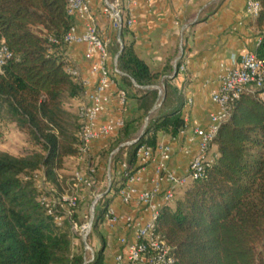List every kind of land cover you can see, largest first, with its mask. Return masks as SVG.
<instances>
[{"label": "trees", "instance_id": "1", "mask_svg": "<svg viewBox=\"0 0 264 264\" xmlns=\"http://www.w3.org/2000/svg\"><path fill=\"white\" fill-rule=\"evenodd\" d=\"M257 1L261 9L255 26L261 41L256 53L264 62V0ZM75 19L68 0H0V41L13 53L0 72V133L4 123H14L40 145V150L21 155L0 152V264H83L82 250L72 251L69 220L57 224L39 201L42 190L37 186L42 180L59 189L65 158L78 159L81 153V121L70 105L82 100L83 86L81 76L67 71L76 65L67 61L64 42ZM130 29L121 31L118 66L126 75L119 77L118 87L127 101L129 86L139 92L138 110L146 114L158 95L146 86L162 81L165 99L150 115L143 135L136 134L135 119H126L109 137L116 135L113 148L138 138L115 153V161L129 167L135 166L141 145L155 148L159 133L175 138L185 125L179 89L171 83L175 70L166 75L152 70L126 40ZM210 152L214 158L204 176L190 181L174 206L161 208L156 230L176 264H264V103L258 91H244L231 103ZM137 168L121 171L120 181L101 198L93 228ZM73 219L77 221L75 212ZM102 242L93 264H105Z\"/></svg>", "mask_w": 264, "mask_h": 264}, {"label": "built area", "instance_id": "2", "mask_svg": "<svg viewBox=\"0 0 264 264\" xmlns=\"http://www.w3.org/2000/svg\"><path fill=\"white\" fill-rule=\"evenodd\" d=\"M245 3L248 17L255 20L261 9L260 3L257 0H245ZM136 5L137 0H104V12L114 23L117 30V42L120 46L122 45V28L124 26L132 28L135 23L131 10ZM68 11L76 19L82 21L83 29L80 31L76 23L72 25L64 36V42L67 45L83 44L84 58L90 61L86 75H83L77 66L67 67V71L72 75L81 76L83 98L86 100L78 108L81 121V153L78 159L83 160L89 155L94 142L109 138L124 125L123 111L126 110L128 101L126 92L118 87L117 82L119 77L126 73L118 66L121 48L114 57H111L110 43L99 34L95 17L90 10L89 0H68ZM50 40L56 42L54 39ZM260 41L261 38L258 39L257 46ZM12 57L13 53L3 41H0V72ZM180 58L173 62V68L178 72H184L189 60L184 59L179 64ZM67 61L72 62L70 57ZM132 81L135 86H138L134 80ZM146 88L160 90L158 85L146 86ZM244 91H258V97L264 103V62L258 58L256 49H245L235 64L226 70L217 89L212 92L211 100L217 108L210 113L206 125L194 126L192 133L187 136L188 144L183 151L189 155V159L184 171L179 172L170 167L174 155L171 142L159 143L155 148L141 145L136 151L135 166L120 164L123 172H132L136 166L138 168L128 176L118 198L123 205L134 204L140 207L146 216L119 213L112 203L106 207L103 220L105 226L115 230L122 225L130 233L131 239L125 234L118 236V249L105 264L177 263L171 247L156 230L160 210L164 206L172 205L190 181L204 176L206 167L214 158L210 152L211 144L221 123L229 116L231 103ZM112 104L117 113L105 115ZM151 112L152 110L149 111ZM104 116H106L105 119H103ZM186 127L185 123L178 135L184 134ZM136 141L137 138L131 139L121 145H132ZM193 145L196 146L195 150H193ZM116 152L117 149L112 152V155ZM151 164L153 171L148 179L150 185L140 189L137 184L147 179L144 173ZM97 176V168L88 165L85 171L75 170L73 172L69 179L68 189L60 191L56 186L49 185L42 180L37 183L38 188L42 190L39 201L47 212L54 216L57 224L61 225L64 219H68L71 231L80 232L83 264H93L96 261V250L88 241L92 226L90 227L88 223L80 226L73 219V215L79 202V188H94L98 182ZM58 177L60 180L63 179L61 174ZM103 195V193L93 192L94 199H97L96 204L103 198Z\"/></svg>", "mask_w": 264, "mask_h": 264}, {"label": "crops", "instance_id": "3", "mask_svg": "<svg viewBox=\"0 0 264 264\" xmlns=\"http://www.w3.org/2000/svg\"><path fill=\"white\" fill-rule=\"evenodd\" d=\"M98 0H89L91 6ZM135 18L133 27L125 35L141 59L152 70L166 73L173 68V62L182 57L188 59L184 72H177L171 83L179 89L181 114L184 117L185 133L171 138L161 135L160 143L171 142L174 155L170 167L184 171L189 155L183 148L188 144L187 136L194 126L206 125L211 112L217 106L211 100V94L217 89L221 77L232 67L245 49H256L260 30L255 26V20L246 13L245 0H137V5L131 10ZM79 30L82 21L77 19ZM67 54L83 75L89 70L90 61L84 58V45L67 46ZM120 79H118L119 81ZM135 100H129L127 106L134 108ZM114 104L105 115L114 114ZM130 108V109H131ZM130 109L126 116L130 114ZM175 139V140H174ZM99 143L94 142V145ZM193 150L196 146L193 145ZM153 165H149L144 173L143 182L137 186L149 187ZM112 204L119 213L144 214L140 207L131 204L123 205L118 196ZM106 227V226H105ZM105 242L118 249L117 238L120 235H131L122 225L115 230L107 228ZM115 234V235H113ZM105 259V263L109 261Z\"/></svg>", "mask_w": 264, "mask_h": 264}, {"label": "rangeland", "instance_id": "4", "mask_svg": "<svg viewBox=\"0 0 264 264\" xmlns=\"http://www.w3.org/2000/svg\"><path fill=\"white\" fill-rule=\"evenodd\" d=\"M124 3L125 5L126 4L128 5L127 2ZM90 10L95 17V22L97 24L99 34L102 36L103 39L107 40L110 43L111 57H114L120 50L121 46L117 42V30L114 26V23L109 18V16L106 15L104 12V0H98L96 7L90 5ZM75 23L77 24V19H75ZM127 41L129 42L131 41V39L127 38ZM155 85H158L161 91L159 89H156L158 91V95L155 102H152L151 104L152 112L151 113L148 112V114H146L145 110H140V109L138 110L139 101L137 100L136 96L140 95L139 92L135 91L130 86L128 87L129 90L128 101L135 100L136 105L134 108H131L130 105H128L126 107V110L123 111V114L125 120L135 119L137 125L136 128L137 135H141L142 132L145 131V128L150 119V115L156 114L158 110L161 109V105L165 99L164 83L161 81L159 82V84H155ZM85 102H86L85 98H82L80 102L73 101L72 104L70 105V108L76 114L79 106ZM112 109H114V114L112 113L111 115H115L117 113V110L115 107ZM129 109H130V114L126 116V112ZM147 116L149 117L148 120L146 121ZM105 118L106 116L103 117V119ZM161 135H166V134L159 133L158 143L161 142L160 141ZM115 139H116V135L112 138L99 140L98 141L99 143H97L95 146H92L89 155L83 160H79L74 157L65 158L63 168L59 171V173H61V175L63 176L62 179L63 181L59 186V190L62 191L63 189L69 188V182H70L69 179L75 170L85 171L88 165H93L97 168L98 182L96 183L95 187L92 189L81 187L78 190L80 202L75 211V214L78 224L80 226L88 223L91 218V214H92L91 205L94 200L93 192L103 193L104 194L103 197H104L110 191L112 183L115 181L116 182L120 181V179L122 178L120 164H118V162L115 161L116 155L115 154L112 155V152L117 149V147L113 148V145L116 143ZM35 150H40V145L36 144L28 133L20 130L14 123L7 122L2 125L1 133H0V152H7L12 155H21ZM125 151L127 152V150L124 149L123 153ZM122 156H124V154ZM38 175L39 177H41V172H39ZM107 190L109 191L105 193ZM178 196L181 195L179 194ZM100 200L95 205L93 224H94L96 212L98 213L101 210L102 204ZM113 200L114 198L112 199V201ZM172 206H174V203L172 204ZM93 224L91 227L92 228L91 233L88 237V241L97 251L101 248L103 244L102 240L106 238L105 237L106 235L108 234L110 235V233L107 231L104 221H102L98 227L93 228ZM70 233L72 238V251L74 253H80L82 250V243L79 235L80 232L71 231ZM115 248L116 246L111 247L108 244H106L104 258L105 259L109 258V256H111L114 253Z\"/></svg>", "mask_w": 264, "mask_h": 264}, {"label": "water", "instance_id": "5", "mask_svg": "<svg viewBox=\"0 0 264 264\" xmlns=\"http://www.w3.org/2000/svg\"><path fill=\"white\" fill-rule=\"evenodd\" d=\"M123 48V43H122V45H121V49ZM177 74V70H175L174 71V76ZM173 76V77H174ZM147 121V120H146ZM143 133H144V131L142 132V134L141 135H143ZM137 140H138V138H137ZM122 145H120L118 148H117V150L121 147ZM109 190H107L105 193H107ZM96 202H97V199H94L93 200V202H92V205H91V218H90V220H89V222H88V225L91 227L92 226V224H93V218H94V213H95V205H96Z\"/></svg>", "mask_w": 264, "mask_h": 264}]
</instances>
